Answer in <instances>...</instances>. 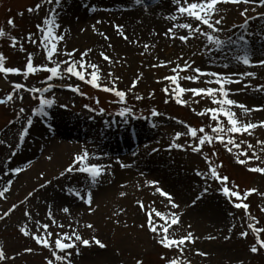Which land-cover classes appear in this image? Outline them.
<instances>
[{
  "label": "rangeland",
  "instance_id": "374dc122",
  "mask_svg": "<svg viewBox=\"0 0 264 264\" xmlns=\"http://www.w3.org/2000/svg\"><path fill=\"white\" fill-rule=\"evenodd\" d=\"M63 3H66L64 9L67 19L64 18V23H60L57 18V22L61 26L57 30V35H62L64 39L57 44L60 54L54 56L53 59L57 61L79 60L81 53L91 49L88 55L84 57L85 64L98 66L99 83L102 86L112 87L115 84L118 90L126 92V104L115 102L118 98L111 93H105L76 77H70L64 72L67 65L61 64V72L64 78L48 81L54 86L44 94L45 98L55 100L53 107L47 109L49 111H47L45 130L50 136L51 144L56 146L66 144L69 147L74 145L78 148H71L65 157L66 161H62L58 165L59 167H54L52 161L54 154L45 150L46 148L49 149L51 144L47 145L46 148L44 145L41 146L39 150L35 151V158L30 157L29 148L33 147L36 141V139L30 138L31 128L19 147H17L19 143L18 133L16 136L11 134L10 138L4 137L5 133L12 128L18 127L19 129V123L21 128L18 131H21L23 126L27 124V117L38 105V101L33 99L34 94L23 89L13 93L11 85L20 83L27 88L46 87L47 84L41 82L45 81L50 73L37 72L30 74L27 79L22 75L10 74L5 77L0 74V99L5 98L9 93H13L14 96L11 102L0 105V141L4 142L0 143V150L6 151V155L0 156L4 162L1 163L0 161V189L6 186L7 181L11 180L10 189L5 194L6 198H0V215L7 212L13 205L17 206L9 216L0 220V249L8 257H11L0 262V264H46L48 259H52L48 249L37 245L33 239L24 236L19 231L21 227H25L33 234L42 235L44 230L40 228L37 231L36 221H39L40 224H49V231L53 234L57 232L71 234L72 230L75 229L82 238L90 241L89 247L78 244L77 248L67 250L71 253V264H137V261H142L143 264H166L161 256L178 259L181 264H264V249L259 250L256 254L249 250L255 243V234L247 227L248 223H253L256 227L264 228V212L261 211V208L264 207V195H260L264 194V174L252 173L247 170L248 167H264V145L258 143V141L264 142V127L251 130V135L248 133L243 135L220 133L225 142L231 137L238 145V147L228 145L232 148V151L229 152L225 144L215 139L217 134L212 132V127H216L217 121L211 119V112H207L205 115H197V113L204 112L205 109H216L220 106L213 104L209 97L193 96L191 92H185L179 97L186 103L177 104L176 96L171 92L175 86L169 80H165L166 76L175 75L171 71L172 68L177 65L183 67L184 62L187 61L192 68H200L205 72H217L230 76L233 80H239V83L225 85L229 92L228 98L247 106L249 109H264V90H257L261 85H264V66L256 69L244 68L235 59L236 56L244 54L242 42L237 39L242 32L244 33V29L238 27L245 19L240 15L243 10L236 9L231 13L232 18H230L229 12L231 11L226 8L231 6L224 3L217 5L220 12L213 19H219L221 16L224 19L221 25L217 26L221 31L215 35L224 40L229 37L237 39L235 45L225 46L222 52H216L212 45L205 47L206 40L203 37L196 36L187 43L181 42L178 38H171L173 34L177 37L188 34L187 30L174 28L175 24L182 22L198 24L197 21L188 17L166 22L167 25L164 28L156 35H149L150 37L146 40L141 39L135 43L136 41L133 42L129 38L128 42H124L126 45L124 51L113 52L117 48L111 44L112 36H116L117 33L111 29V20L99 16L95 18L92 15L108 14L110 9L121 4H114L105 8L106 4L92 5V0H63ZM167 3L171 4L172 14H175V6L172 0H167ZM37 4L41 5L38 11L32 13L27 11L28 8H35ZM244 5L249 10L247 12L248 17L264 14V6L254 3ZM51 7H55V5H49L45 3V0H0V28L6 33L5 37L0 38V53L6 58L5 67L18 68L23 71L29 53L33 56L34 66H54L48 64L46 60L44 48L39 44L41 33L37 30V25L43 26L42 22L49 14ZM60 8L61 6L57 8V14ZM93 8L96 9L97 13L89 15V19L97 27L96 29L103 30L92 31L93 28L89 27L92 32L77 33V35H73L74 38L71 35L68 36L67 32H72L70 25L79 24V12L85 13ZM253 8L255 11H252ZM104 10L106 12H103ZM19 13H23V15L21 16ZM9 19L14 21V27L7 23ZM98 20L102 23H97ZM87 21L88 19L83 22L90 25V22ZM105 23H110L108 31H106ZM250 23L247 25L250 32L248 36H245V39L249 41L247 50L251 64L257 65L259 60L264 59V42H262L264 39V20L258 18ZM169 28H174V33H168ZM102 31L106 32L104 35L109 39L105 40L104 36L100 35ZM30 33L37 44H32L27 39ZM86 33L98 39L90 41L83 37V34ZM10 37H14L18 42L15 48L10 46ZM21 45L25 49L23 52L20 51ZM145 45H148L147 50H145ZM227 51L231 53V60L223 58ZM65 52H75V55L66 57ZM101 52L108 55L111 62L103 60L100 55ZM161 63L165 66H153ZM224 64H228V67L225 68ZM77 67L78 70L85 72L86 79L90 78L91 68L79 69V66ZM246 72L254 73L255 78L233 75L234 73ZM179 75H195V73L189 69L187 72H180ZM208 79L213 78L200 77L197 83H191L187 80H180L179 83L184 88L219 87L217 84H206L204 81ZM134 81L136 86L133 88ZM69 86L79 87L82 95L72 92ZM166 87L169 89V94L163 91ZM137 96L143 98L138 100L136 99ZM20 97L23 99L21 100ZM217 98H220L219 93H217ZM97 100L99 103L96 102ZM123 107L130 108L137 118L130 116L125 122L121 117L116 116L115 113ZM21 108L25 110L23 113L20 112ZM88 108L95 109V111H88ZM101 108L104 109V114L97 115ZM153 110L160 115L153 117L151 115ZM231 110L242 124L248 122L259 124L264 121V110L252 111L248 114H244L243 110L237 107H232ZM17 115L20 117L19 120ZM34 119L37 120V117H33ZM218 120L226 129L230 127L223 115L218 116ZM40 121L44 120L40 118ZM185 124L197 129V137L207 134L214 139L211 143L206 142L201 146L200 152H193L189 145L198 146L199 140L193 139L187 134ZM139 125L150 132L140 134ZM201 127L204 128L203 133L199 132ZM59 129L69 133L72 138L61 140L56 134ZM129 130H133L137 135L136 151L141 147L143 153L137 154L128 149L130 146ZM178 132L182 135L179 140H175L174 137ZM111 133H123L120 136L123 143L119 144L121 138L118 137L117 140L115 136L109 135ZM48 135L41 139L48 142ZM78 136L80 137L78 138ZM173 143L183 147L174 148L172 147ZM249 144L253 146L251 149L248 147ZM106 145L115 147L118 152H111L106 149ZM154 149L156 151H153ZM84 150H87L92 157H99V159H91L90 163L110 166L105 167L104 175L98 179L94 186L84 174L68 173L63 177L60 176V173L73 162L74 156ZM12 151L16 152L15 156H11ZM241 152L246 153V156H240ZM253 153L260 159L257 160ZM65 154L67 152H62V156ZM144 154L151 161L141 160ZM49 156L52 157L51 160L48 159ZM205 156L213 162L214 166L222 165L217 170L221 176L228 178L226 186L229 188H232V185H237V190L241 195L249 189L255 188L257 190L256 193L242 201L249 205L248 212L255 219L249 220L243 209L233 207L229 199L223 196L221 184L207 178L208 164L205 161ZM18 157H22L21 161H26L22 167H15L14 165ZM238 157L248 159L249 163L245 165L237 163ZM9 159L11 164L6 163ZM41 161L45 165H49L48 168L45 166L34 167L39 165ZM121 163L129 166L122 168ZM15 168L24 170L18 175H12L10 171L8 175L4 174L6 169ZM49 168L52 170L49 171ZM58 168L61 170H57ZM117 171L123 174L130 173L116 178ZM198 171L205 175H196ZM83 181L85 183L80 187V183ZM153 181L158 183L153 186L150 183ZM184 183H190V188L182 190V194L179 190L183 189ZM42 184H47V186L41 188ZM107 186L114 189L111 195L107 196L110 199L103 196V203L96 201V196L101 195L97 194L98 191H101L99 189ZM156 187L169 193L179 207L172 209L166 197L161 196L156 191ZM92 188L95 189L94 193L91 192ZM206 188L207 192L205 193ZM69 189L79 191L80 196L85 199L88 192H91V206L85 204L82 199L71 196ZM30 193L31 196H29ZM56 194L59 197L72 199L73 209L68 207L69 213L61 210L63 207H67L64 204L60 206L57 212L56 210L53 211V203H51L53 200L51 202L44 200L46 197H51L58 202L61 198L58 197L59 199H57ZM197 196L202 198L197 200ZM232 200L235 201V198L233 197ZM193 201H195L194 205ZM141 202L144 205L143 209L140 207ZM206 203H211L213 208L220 211L214 215L210 214L208 221L195 225V216L198 215H193L192 211L197 214ZM152 209L165 214L173 212L179 215L180 223L173 225L169 230V235L175 232L174 238L179 239L189 231L193 233L194 243H185L183 255H180L176 249H165L156 242L158 237L150 232L147 227V213ZM49 210L52 212L56 225L62 224L63 228L53 225L52 221L47 218ZM26 211L30 213V217L24 215ZM202 213L200 210L199 214ZM153 218L157 224L164 223L155 217L154 213ZM88 224L93 225V227H86ZM142 224L144 227H141ZM242 231L249 233L247 238L240 236ZM209 236L215 237V239H206ZM225 237L230 238L225 239ZM260 237L264 239V232L260 234ZM93 238L100 240L106 247L99 248ZM54 239L55 236H53V247ZM28 248H31L32 252H26L25 250ZM77 251H79V255H77ZM197 252H203L207 255L199 256L196 255ZM60 255H65V253H60Z\"/></svg>",
  "mask_w": 264,
  "mask_h": 264
},
{
  "label": "snow or ice",
  "instance_id": "6c2138e0",
  "mask_svg": "<svg viewBox=\"0 0 264 264\" xmlns=\"http://www.w3.org/2000/svg\"><path fill=\"white\" fill-rule=\"evenodd\" d=\"M63 0H45V3L49 5H55V7H51L49 9V14L44 18L42 25H37V30L41 33V38L39 40V44L43 46L44 51L46 53V60L48 61V64L54 65L52 67H49L47 65H41V66H34L33 64V56L32 54H28L26 57V64L25 69L21 71L18 68H8L5 67V60L6 58L2 53H0V74H3L5 77L8 75H22L25 79L30 74H35L37 72H48L50 75L46 78L45 81H42V84H47L46 87L41 88H27L25 85L20 83H13L11 85L13 89V93L18 92L19 90L23 89L26 92L32 93L33 99L38 101V105L32 110V114L27 117V126L24 127L19 135V143L17 144V147L22 144L26 138V136L29 133V129L33 125V117H43L47 116L48 112L45 111V109H51L53 105L55 104L54 99H48L45 98V93L49 92L54 85L48 83V81H52L54 79H63L64 75L61 72V64L67 65V67L64 69V72H66L70 77H76L78 80L83 81L84 83L89 84L91 87L101 90L105 93H111L114 95L117 99L115 102H119L121 104H126V92L120 91L116 88L115 84L112 85V87H106L102 86L100 81V75H99V68L96 64H88L86 65L84 62V57L88 55V52L91 51V49L86 50L85 52L81 53V57L79 60H68L65 59L64 61H57L53 59L54 56L59 55V51L57 48V44L64 39L62 35H57V30L61 27L60 24L57 22V8H59L62 5ZM136 4H140L141 0H135ZM173 5L175 6V14H172L170 16L165 17L166 19H169L171 21H177L181 17H188L191 20L197 21L198 24L194 25L191 22H182L174 25V28L184 29L187 30V35H179L178 37L174 34L171 38L176 39L178 38L181 42L187 43L190 39L199 36L203 37L206 40V45H212L216 52H222L225 46H231L235 45L237 43V39L242 42V51L244 54L242 56H236L235 59L242 63L246 67L253 66L251 64V58L248 54L247 45L249 44V41L245 39V34L242 32L237 39H233L232 37H229L227 40L219 38L216 33H219L221 29L217 27L218 25H221L223 21V17L221 16L219 19H213L214 16L219 15L220 9L217 7L218 4L224 3V4H249L254 3L258 4L259 6H264V0H172ZM41 5L37 4L35 8H28L27 11L29 13L36 12L40 9ZM87 7V5H85ZM96 9H92V11H95ZM249 10L245 8L243 11H241L240 15L245 18L244 24L239 25L241 29H246L249 19H254L255 17H248L247 12ZM252 11H255L253 8ZM19 15H23V13H19ZM259 18L264 19V14H262ZM7 23L10 26H15L14 21L12 19H9ZM97 23H102V21H97ZM116 31L121 35L125 40L128 39V37L124 34L122 30L121 25H115L114 26ZM174 28H169L168 33H174ZM206 29V30H204ZM67 31V30H65ZM166 33V35H168ZM6 33L5 31L0 28V38L5 37ZM100 35L104 36V39L107 40L109 37L104 35V33H100ZM30 43L37 44V41L32 39V34L30 33L27 37ZM10 46L15 48L17 46V40L14 37H10ZM111 47V45H109ZM145 50H147L148 45H145ZM20 51H25L23 46L21 45ZM143 54V53H142ZM64 55L66 57H73L75 55V52H65ZM103 60L111 62V58L106 55L104 52L100 53ZM261 66H264V60H261L259 62ZM79 69H85L91 68L92 72L90 73V78L86 79V75L84 71H80ZM154 67H162L165 66L163 63L153 65ZM224 67L227 68L228 64H224ZM189 69L195 75H186V76H180V72H187ZM171 71L175 73V75L172 76H166L165 80H169L172 85L175 87L172 88L171 92L176 96V103L177 104H184L186 101H182L179 97L184 94L185 92H191L193 96H206L211 98L213 104H218L220 107L216 109H205L204 112L197 113V115H205L207 112H211V119L213 121H217L216 127H212V132L216 133L215 139H217L220 143L225 144V147L229 152L232 151L231 147H228V145H233L235 147H238L236 145L235 141L229 137V139L225 142L224 138L220 133H239L243 135L244 133H248L249 135L252 134L251 130L256 129L257 127H264V121H261L259 124L257 123H241L237 118L236 114L231 110L232 107H237L243 110L244 114H248L252 111H260L264 109H249L247 106L243 104H238L236 101L231 100L228 98L229 92L225 88V85L232 84V83H239V80H233L230 76H225L217 72H205L202 71L200 68H192L191 64H189L187 61L184 62V66L181 67L180 65H177L175 68H172ZM109 75H112V73H109ZM233 75H240L243 76H249L255 78V74L252 72H246V73H234ZM200 77H211L213 79L205 80L204 82L206 84H217L218 88H184L180 85V80H187L191 83H197L199 82ZM136 86V82L134 81L132 84V87L134 88ZM247 87V85H245ZM69 89L72 92H75L77 94H81L79 87H71L69 86ZM257 90H264V85H261L259 89ZM163 91L166 94H169V89L166 87L163 89ZM13 93H9L5 98L0 99V105H6L8 102H11L14 99ZM39 95H35V94ZM217 93H219V99L217 98ZM143 97L137 96L136 99H142ZM22 100L23 97H20ZM99 103V101H96ZM167 102V101H165ZM227 106V107H225ZM66 107V106H61ZM87 107V106H86ZM25 110L23 108L20 109V112L23 113ZM88 111H95V109L88 108ZM104 109L101 108L97 112V115H103ZM116 116L121 117L125 122H127L128 117L137 118L132 113V110L127 107L121 108L118 112L115 113ZM151 115L153 117L160 115L157 111L153 110ZM223 115L228 122L227 129L224 127L222 123L218 120V116ZM19 115H17V119L19 120ZM178 123H183L181 121H177ZM184 127L187 129V134L190 135L193 139L199 140V145L193 147L192 145H189L192 147L193 152H200L201 146H203L206 142L211 143L214 139L212 136H209L207 134L197 137V129L184 125ZM211 127V126H209ZM199 132L203 133L204 128L201 127L199 129ZM182 133H176L174 139L179 140ZM0 143H4L3 141H0ZM243 143V141H242ZM258 143L264 145V142ZM9 147H11L9 145ZM172 147L174 148H182L183 146L180 144L173 143ZM249 149H251L253 146L251 144L248 145ZM153 151H156L155 149ZM16 152L12 151L11 156H15ZM240 156H246V153L241 152L239 154ZM253 156L259 160L260 157L257 156L255 153H253ZM49 160L52 159L51 156L48 157ZM91 159H99V157H92L88 153L87 150H84L83 152L76 154L73 158V162L64 169L63 172L60 173V176L63 177L65 174L68 173H80L84 174L90 181L95 184L98 182V179L104 175V169L105 166L101 164H94L90 163ZM205 161L208 164L207 169V178L212 179L213 181H217L221 184V192L223 196L227 197L229 199V202L233 204V207L236 209H243L245 211L246 216H248L249 220L255 219L251 216V214L248 212L249 205L246 203H243V200H246L250 195L253 193H256L257 190L255 188L249 189L244 191L243 195L237 190V185H232V188H229L226 186L228 178L226 176H221L218 173V168L222 167V165H213L212 161H209L207 159V156H205ZM120 163L119 161H117ZM6 163H10V159L6 161ZM237 163L245 165L249 163L248 159H240L237 158ZM129 165L121 163V167H128ZM24 169L22 168H15V169H6L5 175L9 174V171L12 175H18L21 171ZM249 172L252 173H260L264 174V167H248L247 169ZM196 175L203 176L204 173L197 172ZM50 183V182H49ZM153 186H155L158 182H150ZM11 186V180L6 182V186H4L2 189H0V198H6L5 194L9 191ZM47 184H42L40 187L44 188ZM156 191L160 193L161 196L166 197L168 204L172 209H176L179 207L178 204L174 202V198L169 194L164 192L162 189L156 187ZM207 192V188L205 189V193ZM69 193L73 196H75L78 199H82L83 202L89 206H91L92 203V197L91 192H88L87 198L80 196L79 191L69 189ZM264 195V194H260ZM31 196V193L29 194ZM235 198V201L232 200V198ZM201 196H197V200L201 199ZM240 201V202H236ZM23 203V201H21ZM195 204V201H193V205ZM16 205H13L12 208L8 209L7 212H5L3 215H0V220L5 219V217L9 216L13 211L16 209ZM140 207L143 209L144 205L141 202ZM65 213H69L70 209L68 207H63L61 209ZM261 211L264 212V207L261 208ZM153 213L155 214V217H158L161 221L164 223L157 224L153 218ZM24 215L26 217H30L29 212H25ZM147 227L150 232H152L158 239L156 242L160 244L163 248L172 250L176 249L179 251L180 255H183V248L185 246V243H194V236L192 232H188L185 236L176 239L175 232H173L171 235H169V230L172 228L173 225H178L180 223V217L176 213L169 212L167 214L162 213L160 211H157L155 209H152L147 213ZM47 218L52 221L53 225H56V221L52 215L51 210L48 211ZM37 224V231H39L40 228H43V234H33L27 230L25 227H21L19 231L26 237H30L33 239L37 245L42 246L45 249H48L51 252L52 259H48L46 261V264H71V253L67 252L68 249L77 248V245H83L85 247L90 246V241L87 239L82 238V236L75 231V229L72 230L71 234L68 233H55L49 231L50 225L49 224H40L39 221L35 222ZM259 223L258 221L256 222ZM58 227L63 228L64 226L62 224L56 225ZM88 228H92L93 225L88 224L86 225ZM141 227H144L142 224ZM190 227V225H189ZM248 229H251L252 233L255 234V243L250 247V251L253 254L258 253L259 250L264 249V239H261L260 234L264 232V228L256 227L253 223H248L247 225ZM231 231V229H229ZM247 231H242L240 233V236L242 238H247L248 236ZM53 236H55L54 239V247H53ZM230 237H225V239H229ZM206 239H215V237L209 236L206 237ZM96 245L99 246V248L103 249L106 247L104 243H102L100 240L93 238ZM26 252H32L31 248H28L25 250ZM60 253H65V255H60ZM77 255H79V251H77ZM196 255L199 256H206V253L203 252H197ZM11 257H8L6 253L0 249V262L5 261L7 259H10ZM161 259L166 262V264H181L180 260L178 259H170L165 256H161ZM137 264H143L142 261H137Z\"/></svg>",
  "mask_w": 264,
  "mask_h": 264
},
{
  "label": "bare ground",
  "instance_id": "6f19581e",
  "mask_svg": "<svg viewBox=\"0 0 264 264\" xmlns=\"http://www.w3.org/2000/svg\"><path fill=\"white\" fill-rule=\"evenodd\" d=\"M65 4L66 3H63L61 5V8L58 12L57 18L59 19L60 23H64L63 22L64 18H66V12L64 9ZM95 4L96 5L106 4L105 8L110 6V5H114V4H121V5L115 6V8H113V9L109 8L110 10H109L108 14L102 13V14H97V15L93 16L92 14L97 13L96 11L94 12V11L89 10V11H86L85 13L79 12V14H78L79 24L70 25L72 28V30H71L72 32H67V35L68 36L71 35L74 38V36H73L74 34H76V35H77V33L81 34V33H84V31L85 32L86 31L92 32V31H97V30H103V29H96L97 27H95V25L91 22V20L89 19V15H92V17H95V18L97 16H99L100 18H104V19L109 18L111 20V23H112L111 29L114 31V33L118 34V35L115 34L116 36H112L113 41H111V44L113 45V47L117 48V50H114L113 52L124 51L125 50L124 46H126V45H124V42H128L129 38L133 42L136 41L135 43H137V42L141 41V39L146 40L147 38L150 37L149 35H156L157 32H159L162 28H164L167 25L166 22H170V20L166 19L165 17L172 15V12H173V10L170 7L171 4L167 3V1L153 6L150 4V1L141 0V3L139 5L132 6V0H92V5H95ZM90 8H92V7H90ZM238 8H240L241 10L245 9V7H243V6L226 8V9H229V11H231V12H229L230 18H232L231 13L234 12ZM71 9L73 10V8H71ZM103 12H106V11L104 10ZM87 19H88L87 22H90V25H86V22L85 23L83 22L84 20L86 21ZM109 25H110V23H105V26L107 27L106 31L109 30L108 29ZM115 25L123 26L122 30H123L124 34L128 37L127 40H125L121 35H119V33L116 31V29L114 27ZM89 27L93 28L92 31L90 30ZM103 32H104V34H106L105 31H102V33ZM83 37L88 38L90 41L98 39L96 37H93L89 33L83 34ZM33 121H34V123L31 126L32 130L30 131V138H34V139H36V141H35L33 147L29 148V150L31 151L30 157L32 156V158H35V156H36V155L34 156L35 151L39 150L40 147L43 145L46 148L47 145L51 144V139H50V136L48 135V132L44 129L46 127V123H44V127H41V126H43V124L41 125L39 122H36L35 120H33ZM26 126H27V124H25V126H23V128ZM19 127L21 128L20 123H19ZM39 127H41V128H39ZM139 128H141L140 134H142L144 132L148 134L149 130L145 129V127L142 128L141 125H139ZM19 129H18V127L12 128L10 131L5 133L4 137L10 138L11 134L13 136L14 135L16 136L17 133H18V135H20L22 129H21V131H18ZM56 134L60 137L61 140L62 139L66 140V139L72 138V136H70L69 133H66L60 129L57 130ZM122 134H114V136H115V138H117V140L119 138H121L120 142H122L123 139H122V137H120V136H122ZM47 135L49 136V141L44 142L41 138H43L44 136H47ZM79 137L80 136H78V138ZM71 146L72 147H69L66 144H61L59 146L51 144V147L49 149L48 148L45 149L47 151L52 152V154H54V156H53L54 159L52 160L54 163V167H59L58 165L61 164L62 161L63 162L66 161L65 157H67L68 152H69V150H71V148H74V149L78 148V146H74V145H71ZM130 147H132V146L130 145L129 148ZM106 149L110 150L111 152L114 151L113 153L118 152V150L115 147H112L111 145H106ZM141 150H142L141 147H139L138 150L136 151V153L137 154H141V152L143 153V151H141ZM62 152H65V153L67 152V154H65V156H62ZM4 155H6V151L0 150V156L3 157ZM22 157L16 158V160L14 162L15 167H22V165L25 164L26 161H24V160L21 161ZM141 160H143L145 162L151 161V159L149 160L145 157V154ZM0 161H1V163H4L2 158H0ZM158 161H161V160L158 159ZM12 166H13V164H12ZM44 166L46 168H48L49 165H45V163L43 161H41L39 163V165L34 166V167L35 168L36 167L41 168ZM48 170L51 171L52 169L49 168ZM57 170H61V168H58ZM128 173H130V172H128ZM128 173L123 174V173L117 171L116 178H120V176L128 175ZM84 183H85L84 181L82 183H80V187H82L84 185ZM189 188H190V183H184L183 189H181L179 191L182 193V190H184V189L188 190ZM94 190L95 189L92 188L91 192L94 193ZM99 190H101V191L100 192L98 191L97 194H101V195L96 196V201H102V203H103L104 202L102 199L103 196H104V198L105 197L108 198L107 196L111 195V193L113 192L114 189L109 188L107 186V187H101V189H99ZM56 197H57V199H59V198H61V199H59L58 202L55 201L56 199L51 198V197H46V199H44L45 201H50V202L53 200L51 202V203H53V211L56 210L58 212V210L62 204L69 207L70 209H73V204H72L71 198L59 197L58 194H56ZM68 199H70V200H68ZM108 199H110V198H108ZM210 204L211 203H206L203 206V208L200 209L203 212L202 214H199L200 210L198 211L197 214L192 211L193 215H198V216H195L196 217V220H194L195 225L203 223L206 220L208 221L210 214L214 215L220 211V210H217L216 208H213L212 207L213 205L212 204L210 205ZM199 215H201V216H199ZM59 218H61V217L59 216Z\"/></svg>",
  "mask_w": 264,
  "mask_h": 264
}]
</instances>
